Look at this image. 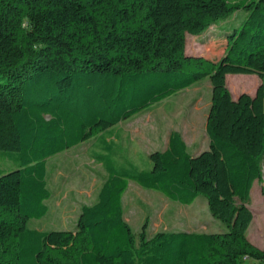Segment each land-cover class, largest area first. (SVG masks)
Returning <instances> with one entry per match:
<instances>
[{"label":"trees","instance_id":"16d2710c","mask_svg":"<svg viewBox=\"0 0 264 264\" xmlns=\"http://www.w3.org/2000/svg\"><path fill=\"white\" fill-rule=\"evenodd\" d=\"M244 9L218 60L186 52L199 36ZM228 74L264 80V0H0V264H264L247 237L248 203L262 179L264 85L232 97ZM209 77V148L192 155L178 131L150 170L112 145L97 155L108 177L77 228L41 231L49 212L47 159L105 132ZM130 181L191 205L207 199L226 232L134 233L124 217Z\"/></svg>","mask_w":264,"mask_h":264},{"label":"rangeland","instance_id":"374dc122","mask_svg":"<svg viewBox=\"0 0 264 264\" xmlns=\"http://www.w3.org/2000/svg\"><path fill=\"white\" fill-rule=\"evenodd\" d=\"M247 15L244 9H240L211 25L202 35L187 34L186 52L218 61L225 51L227 33L239 28ZM226 80L234 99L242 93L254 95L257 88L264 85V80L255 74H228ZM211 98L212 85L207 77L109 130L48 158L47 181L53 193L46 201L49 212L42 219H31L28 227L41 231L76 230L82 208L98 201L100 188L108 177L96 158L106 154L104 147L107 144L114 148L117 160L122 162L123 157H129V162L138 170L151 169L149 154L163 150L172 130L183 136L190 154L208 150L206 119ZM10 156L11 152L0 151L1 170L16 169ZM262 174V179L252 188L248 205L254 214L250 235L264 250V158ZM123 205L125 220L136 234L142 231L145 222L149 237L161 231H228L226 225L210 213L207 199L202 195L193 204L183 205L130 181ZM261 226L263 230L258 231Z\"/></svg>","mask_w":264,"mask_h":264},{"label":"crops","instance_id":"0c3cea01","mask_svg":"<svg viewBox=\"0 0 264 264\" xmlns=\"http://www.w3.org/2000/svg\"><path fill=\"white\" fill-rule=\"evenodd\" d=\"M172 131H176V130H172ZM171 131V132H172ZM170 132V133H171ZM170 133H169V135H170ZM183 137V136H182ZM184 139V138H183ZM168 144H169V137H168V141L166 142V144H165V147L163 148V150L162 151H164L167 147H168ZM151 154V153H150ZM150 154H149V156H150ZM125 158H128V160H131V159H129V157H126L125 156ZM253 211V210H252ZM254 215V214H253ZM253 220H254V218H253ZM252 223H253V221H252ZM251 223V224H252ZM250 227H251V225H250ZM250 227H249V229H248V232H247V237H248V239L254 244V245H256L257 247H259L255 242H254V240H253V237L250 235ZM263 228V226H261V228L260 227H258V231H261V230H263L262 229ZM260 249H262L261 247H259ZM263 250V249H262ZM246 263H248V264H259V262H257V261H254V260H247L246 261Z\"/></svg>","mask_w":264,"mask_h":264}]
</instances>
